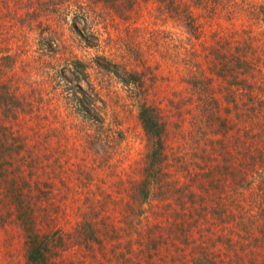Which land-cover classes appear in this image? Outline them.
I'll list each match as a JSON object with an SVG mask.
<instances>
[{"label": "trees", "instance_id": "obj_1", "mask_svg": "<svg viewBox=\"0 0 264 264\" xmlns=\"http://www.w3.org/2000/svg\"><path fill=\"white\" fill-rule=\"evenodd\" d=\"M106 1L64 0L65 9L53 20L57 26L47 24L39 48L29 54L33 69L42 64L48 72L45 80L34 79L27 94L21 93L15 73V65L25 53L13 51L2 36L0 234L8 233L10 228L18 229L26 264H57L56 257L67 245L77 242H84L83 247L91 250L95 245L103 248L100 234L104 232L112 239L115 229L113 219L108 222L109 215L105 218L100 214L85 225L79 222L80 232L88 226L87 233L81 232L85 236L82 238L71 235L78 229L69 233L56 228L59 214L53 215L57 210L67 212L68 207L63 202L56 204V181L66 190L70 188L69 179L87 187V180L94 174L102 175L104 184L122 185L116 189L118 195L126 198L128 212L120 213L119 222L123 224L120 228L129 229L131 238L121 264H158L155 255L160 243L174 245L178 252L171 258L174 264H264V84L249 82L253 77L264 80V66L257 57V38L251 30L234 33L230 38L215 36L217 44L203 49L208 67L213 65L211 70L216 71L213 77L205 75L201 61L193 60L197 56L193 46L181 47L183 52L175 65L184 68L181 84L188 85L186 92L190 95L184 104H196L193 126L200 134L197 161L191 164L180 161V153L169 154L165 140V113L180 114L184 97L177 102L168 100L169 105L157 102L159 92H151L153 84L147 83L146 76L150 66L143 57L121 58L105 52L91 8ZM191 2L169 4L173 15L185 17L200 35V18L208 15L215 20L222 12L218 11V4L208 0ZM59 4L60 0H39V6L53 14ZM259 16L264 17V9ZM63 24L69 25L70 32L77 34L88 50H96L91 60L74 52L75 42L69 44L64 36L60 38ZM113 78L135 93V108L147 143L137 153L128 145L124 147L128 135L115 125L117 121L103 94L105 84ZM217 93H221V98ZM222 98L228 107H223ZM62 112L69 117L59 121ZM50 116L54 122L45 124V133L42 122L49 121ZM34 120L38 121L35 129L31 125ZM15 123H21V128L15 129ZM53 129L60 130L71 146L50 150L46 144L54 137L49 134ZM42 187L50 194L37 195ZM60 198L69 200V193L63 192ZM104 200L102 211L111 204L124 203V199L123 203L116 202L111 194H104ZM154 201L165 224L150 227L144 222L148 221L146 206ZM85 204L91 205V200L86 198ZM82 211L78 208L74 212L78 217L77 213L84 215ZM40 216L47 225L52 223V228L42 231ZM214 227L222 231L216 238ZM195 229L199 238L192 235ZM162 231L169 232V240H160L158 233Z\"/></svg>", "mask_w": 264, "mask_h": 264}, {"label": "rangeland", "instance_id": "obj_2", "mask_svg": "<svg viewBox=\"0 0 264 264\" xmlns=\"http://www.w3.org/2000/svg\"><path fill=\"white\" fill-rule=\"evenodd\" d=\"M87 1L89 3L91 0H83V2ZM208 1L218 4V11L222 12V14L220 18L215 20L209 19L208 15H205L207 16L206 18H200L199 23L201 26L199 30L201 34H198L199 36L189 26L188 20L185 17L180 18V16L173 15V6L169 4L171 2V4L175 5L176 3L190 5L192 3L191 0H107L106 4L98 7L93 6L91 10H93L92 15L96 30L101 34L100 38L105 52L108 55L115 54L121 58L128 56L143 57L150 66V72L146 76L147 83L153 84L151 85V92L158 91L159 94L156 96L157 102L169 105L168 100L173 99L177 102L183 97L184 100L185 98L188 100L190 96L186 92L188 85L181 84L182 78L184 79L185 77L184 68L178 69L175 65L180 60L178 56L183 52V48L193 46L197 51V56L193 60L195 62L201 61L204 66L205 75L213 77L216 71L211 70L213 65L208 67L207 55H204L203 51L205 46L216 45L218 40H215V36L230 38L234 33H241L242 30H251L253 36L257 38L255 39V45L259 46L258 60L264 66V17L261 16L262 19H260L259 16V11L264 9V0ZM60 2L61 4L55 8L56 13L54 14L45 12L44 10L46 9L39 6V0H7L6 4H4V0L0 2V42H2L3 36L5 44H8L9 48H13L15 52L23 50L25 53L15 65V73L18 76L16 80L21 86L20 91L22 94L23 92L25 94L29 92L34 79L42 80L46 78L48 69L42 64L33 69L29 63V54H35V51L39 48L38 43L41 42L40 39L45 26L47 24H52L54 27L57 26V22H53V20L57 19L59 13L65 9V7H62L64 0H60ZM72 17L69 19V25L72 23ZM64 19H66V16ZM69 25H62V29L59 31L60 38L64 36L63 39L69 44L75 42L74 52L80 57L85 56L84 58H90L91 60L96 54V50H88L85 47L86 44L80 41L78 35L70 32ZM80 29L83 30L82 25ZM2 45H4L3 42ZM169 76H171V79H166ZM107 82L109 83L105 84L106 88L103 94L113 111L114 121H117L115 125L128 135V141L124 144V147L128 145L127 147L132 149L133 153H137L143 150L147 143L143 139L144 131L139 120V112L135 108V106L137 107L135 93L114 78ZM249 82L252 85L264 84V80L260 77H253ZM154 84H156V87H154ZM40 85L43 87L44 84ZM217 96L221 98V93H217ZM187 100L180 102V114L175 112L165 113L167 128L165 140L169 154L180 153L181 155L177 156L180 161L194 164L197 161L196 156L200 134L193 126V117L196 115L194 105L196 104L192 105L191 102L184 104ZM222 102L223 107H228V102L224 98H222ZM67 117L69 115L62 112V117L59 118V121H63ZM24 118L25 116H22L21 120ZM49 118V121L42 122L45 133L47 132L45 124L54 122L52 116ZM37 123V120L32 121L31 125L34 126V129ZM14 128L20 129L21 123H15ZM49 134L54 136L52 137V141L46 144L50 150L56 151V148L60 146L61 149L65 145L71 146L64 139L65 135L60 134V130L55 132L53 129ZM233 134L235 133L233 132ZM202 139L205 140V136H202ZM172 172L175 173L174 170ZM96 177L93 174L92 179L87 180L89 182L87 187H84L82 184L80 185L77 180L69 179V190H66L65 187L56 181L57 189L54 191V194L57 196L56 204L59 205L63 202V206L66 203L68 207L65 209L67 211L65 213H62V210H57L53 213L54 216L59 214L55 226L70 233V231L78 229L79 222L84 224V222L88 221L91 223L100 214L105 218L109 215L108 222L113 219L115 227L113 238L110 239V236L107 237L102 232L100 238L104 247L101 248L99 245H95L94 250L83 247L85 246L84 242L67 245L65 251H62L56 257L55 262L57 264H121L123 261L122 257L128 252L130 246L128 240L131 238V233L127 228H120L123 227V224L119 222L122 218L120 213L128 212L126 209L128 206L126 198L118 195L116 189L117 187L121 188L122 185L113 184L112 182L104 184L100 180L103 177L102 175ZM181 179L184 180L183 178ZM44 190L45 188L42 187L36 194L38 195L39 192L42 195L44 193L45 195L50 194ZM63 192L69 193V200L66 201L60 198ZM104 194H111L116 199V202L123 203L124 201V203H119L118 205L111 204L108 209L102 211L101 203H105ZM86 198L91 200L92 206L85 204ZM78 199H80V202L75 201ZM122 199L124 200L122 201ZM52 202L55 204L53 198ZM157 204L154 201L148 207L146 206L148 221L144 220V222H147L150 227L165 224L163 218L158 215L160 208ZM44 205L46 204L44 203ZM103 205L106 206L105 204ZM78 208L83 210L82 213L84 215L77 213L78 217L76 216L74 211L77 212ZM49 225L53 226L52 223H49ZM49 225L45 223L42 216L39 217V227H41L42 231L52 228ZM215 230L217 231L215 232ZM87 231L88 226L86 225V230H82L81 232L85 234ZM81 232L78 229V232L71 235L74 238L85 237L81 235ZM160 233V240L162 238L169 240L168 231H162L158 234ZM221 233L222 231H220L219 227H214L213 235L215 236L213 238L218 237ZM192 235L199 238L197 229L194 230ZM206 238V243L210 244L209 237ZM21 242L18 229L10 228L8 233L1 231L0 264H26V260L21 253ZM178 242V240L175 241V243ZM220 249L224 251L223 246H220ZM177 255L178 252L173 244L161 245L160 243V250L155 255V261L158 264L164 263V261H166L165 264H174L171 258ZM176 264H179V262Z\"/></svg>", "mask_w": 264, "mask_h": 264}]
</instances>
